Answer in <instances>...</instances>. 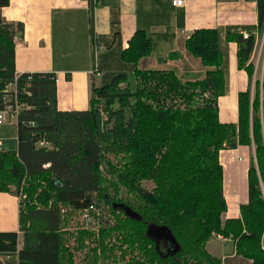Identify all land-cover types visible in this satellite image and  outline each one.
Returning <instances> with one entry per match:
<instances>
[{
	"label": "trees",
	"instance_id": "16d2710c",
	"mask_svg": "<svg viewBox=\"0 0 264 264\" xmlns=\"http://www.w3.org/2000/svg\"><path fill=\"white\" fill-rule=\"evenodd\" d=\"M7 5L0 0V110L14 99L24 107L16 118V150L0 151V192L25 198L18 216L22 245L17 232H0V255L12 259L0 264H76L86 242L93 247L79 264H221L205 248L218 234L235 242L236 255L264 264V74L261 99L256 82L252 100L249 92L239 95L238 123H220L219 34L198 29L185 49L207 68L202 79L182 81L172 70L135 68V89L119 73L92 84L89 109L60 111L53 73L15 75L14 39L22 25L2 18ZM257 16L262 30L264 0H257ZM226 38L238 44V66L251 75L253 38ZM151 46L136 31L120 58L135 66ZM9 84L15 92H4ZM40 141L48 147L38 146ZM237 144L254 147L248 202L239 218L222 222L219 153ZM90 206L96 220L108 216L96 230L75 220ZM159 226L170 230L176 252L170 241L147 235Z\"/></svg>",
	"mask_w": 264,
	"mask_h": 264
},
{
	"label": "crops",
	"instance_id": "0c3cea01",
	"mask_svg": "<svg viewBox=\"0 0 264 264\" xmlns=\"http://www.w3.org/2000/svg\"><path fill=\"white\" fill-rule=\"evenodd\" d=\"M171 2L101 0L95 6L80 0H8V5L1 8L2 18L22 25V31L14 39L15 75L53 73L57 109L84 111L90 106L92 84L101 85L99 79L90 75L95 68L101 78L108 76V81L125 70L134 77L135 68L172 70L182 81L202 79L207 68L191 58L185 41L195 30L214 29L219 34L224 78V94L217 98L218 120L237 124L239 95L249 92L252 100L257 81L261 99L262 78L259 70L255 73L252 53L248 63L252 65L253 76L245 67L238 66V44L228 40L226 34L258 29L257 0H184L179 7ZM136 31L144 32L152 46L150 55L132 66L124 63L120 55ZM173 53L178 56L172 57ZM0 139L3 147L1 134ZM253 151V145L237 144L236 148L219 153L226 202L222 222L239 218L240 206L248 202L247 176L254 161ZM18 216L17 196L0 192V232H17L20 248ZM211 239L221 245L230 243V250H222L218 244L211 246ZM211 239L206 243V251L219 258L221 264H244L236 255L231 238Z\"/></svg>",
	"mask_w": 264,
	"mask_h": 264
},
{
	"label": "built area",
	"instance_id": "2783aa9c",
	"mask_svg": "<svg viewBox=\"0 0 264 264\" xmlns=\"http://www.w3.org/2000/svg\"><path fill=\"white\" fill-rule=\"evenodd\" d=\"M82 2H92L95 6H98L101 3V0H80ZM184 0H172V6L174 7H179L182 6ZM242 37L244 39L252 37L254 40V46L252 50V60H253V65H254V70L255 73L259 70L261 78L263 77L264 74V26L262 30H255L253 32H242L241 33ZM90 75L96 79H100L102 77V74L95 68L92 72H90ZM13 86V85H12ZM14 87V86H13ZM8 92V91H4ZM15 92V87L14 91ZM24 107V104H20L14 99V102L12 104H6L2 110H0V125L3 124V122L7 120H12L14 119L16 121V118L18 116V112ZM40 147H48V143L45 141H40L37 144ZM2 150V142L0 139V151ZM44 168L48 167V164H44ZM18 202H20L25 198V195L20 194L17 196ZM95 211V208L93 206H90L89 208L84 209L82 212H80L79 218L83 222L86 228H89L91 230H96L95 225H96V219L94 218L92 212ZM219 239H225L227 237H224L220 234L216 235Z\"/></svg>",
	"mask_w": 264,
	"mask_h": 264
},
{
	"label": "rangeland",
	"instance_id": "374dc122",
	"mask_svg": "<svg viewBox=\"0 0 264 264\" xmlns=\"http://www.w3.org/2000/svg\"><path fill=\"white\" fill-rule=\"evenodd\" d=\"M191 58H193L194 60L197 59L199 61L200 65H202L198 58H195L193 56H191ZM124 72L126 74L127 83L129 85V87L132 90L135 89V85H134L135 75L133 77L132 72L129 70H125ZM251 75L253 76V69H252ZM107 81H108V76H105V77L99 79L100 84L107 83ZM185 81H188V80H185ZM190 81H194V80H190ZM5 90L8 92H11V91H14V87L9 84V85L5 86ZM259 95H260V91H259ZM15 122L16 121L14 119L7 120V121L3 122L2 126H1L2 132L0 134L2 137H4V145H3L2 149L5 151H12V150L16 149V139H15L16 124H15ZM253 160H255L254 159V151H253L252 161ZM107 219H108V216L106 217V215H101V216L97 217L95 228L98 229L100 227V225L103 222H105ZM75 220L79 223V225L82 228H84V229L86 228L78 215L75 217ZM87 229H90V227ZM211 240H212L211 243H209L211 246H213L214 244H218V245L222 246V250L223 249L225 251L230 250V243H224L223 245H221V243H219L217 240H215V239H211ZM85 245H86V248L84 249V251L80 252V253H76V255H75L76 264H79V262H81V260L83 259V256L88 252L89 248L93 247V243L86 242ZM240 258L244 264H250L249 260L244 259L241 256H240ZM9 260H12L11 257L0 255V261L1 262H7ZM98 264H102V263H98ZM117 264H128V262H127V259H125L124 261L120 260Z\"/></svg>",
	"mask_w": 264,
	"mask_h": 264
},
{
	"label": "water",
	"instance_id": "95a60500",
	"mask_svg": "<svg viewBox=\"0 0 264 264\" xmlns=\"http://www.w3.org/2000/svg\"><path fill=\"white\" fill-rule=\"evenodd\" d=\"M124 212L132 218H136L134 215L130 214L128 210L125 209ZM147 235L154 236L156 239L163 238L165 241H170L173 245L171 253H174L178 250V245L176 241L174 240L170 230L165 226L155 227L154 231H151V229L149 228Z\"/></svg>",
	"mask_w": 264,
	"mask_h": 264
}]
</instances>
